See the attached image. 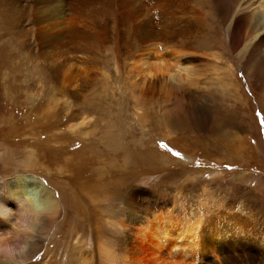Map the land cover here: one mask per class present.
Wrapping results in <instances>:
<instances>
[{"label":"rangeland","instance_id":"1","mask_svg":"<svg viewBox=\"0 0 264 264\" xmlns=\"http://www.w3.org/2000/svg\"><path fill=\"white\" fill-rule=\"evenodd\" d=\"M5 1L0 171L39 175L60 200L33 263L125 264L127 237L138 243L139 233L129 214L141 220L155 210L179 215L206 201L200 229L206 247L198 264H264V79L252 69L253 62L256 69L264 64V47L241 65V44L213 0H179L180 6L173 0L176 5L164 7L160 18L150 10L151 30L162 25L172 40L165 50L157 44L158 58L127 46L132 36L122 27L115 31L112 13L104 10L94 16L110 24L98 28L103 44L91 46V59L60 67L57 54L50 55L53 63L49 58L52 45L34 42L32 10L21 18L26 31L13 35L9 24L21 20L13 8H20ZM159 61L176 72L173 79L156 69ZM226 115L228 123L214 132ZM145 241L141 246L150 252ZM100 246L111 249L112 260Z\"/></svg>","mask_w":264,"mask_h":264},{"label":"bare ground","instance_id":"2","mask_svg":"<svg viewBox=\"0 0 264 264\" xmlns=\"http://www.w3.org/2000/svg\"><path fill=\"white\" fill-rule=\"evenodd\" d=\"M22 1L23 0H15V3L11 4L12 7L18 6L20 9L13 8V10L16 14L19 12L18 17L20 19L22 17L25 19L27 15L25 10L27 12L33 11V17L29 15L32 17V20L28 21V24L34 22L37 25L32 23L35 25L33 33L36 38H34V42L35 39H38L43 41H41L40 44L45 43L46 45H52L54 48L58 45L57 49L54 50L53 48L54 52L52 54H48L46 50L44 51L49 56L57 54L53 56V58L56 57L55 59L58 60L57 62L51 59V56L48 57L52 60V63L54 61L55 63L59 62V64H61L60 67L66 64V62L73 61L74 59L75 61H85V57H88V55V58L91 59L92 56L90 53L92 51L90 52V50L93 48L91 46H95L94 48L97 50L98 47L96 45L99 46L103 44L105 39H103L104 37L102 33L100 34L98 31V28H106V25L108 26L110 24H106L107 21L105 22L103 18V20L100 19L95 21L96 19L94 16L104 10L112 13L113 18L109 12L112 18L109 19L112 20V26L115 31H118L122 27L123 30H126L125 32L130 39L132 36L133 41L130 40L132 42H127V46H129V44L136 46L137 49L133 48L137 51L139 50L148 54L151 53L152 55L155 54L154 57H157V53H160L157 52V44H159L161 48H164V50L169 47L168 38L169 40L171 39L170 37L167 38L168 34H166V32H168V29L165 28L167 31L164 33L165 29L163 30L162 28V22L160 21L161 23H159L156 19L161 25H158L159 30H161V27L163 32L159 30L156 31V28L154 31V27H152L153 29L151 30L149 27V25L152 24L151 18L154 17L152 16L153 12L150 13V10H155V14L158 17L163 14L164 7L172 5L171 2L173 3V0H149L150 2L148 4L145 3L144 0H30L27 5H19ZM177 2L179 6L182 4L179 3L182 1L177 0ZM213 2L223 23H227L230 34L232 37L237 36L238 44H241L238 52V61L242 65L245 57L248 55L254 56L260 47H264V0H213ZM181 6H184V4ZM178 9L176 8V10ZM179 12L181 11L179 10ZM195 12L197 13L198 11ZM187 13L190 14L189 11ZM34 14L37 15L34 16ZM165 14L166 13H164V15ZM173 14L172 12L171 16H173ZM177 15L178 14L175 16ZM171 16L169 20H171ZM160 17L161 16H159V18ZM172 18L176 21L178 19L175 17ZM193 18L194 17H192V19ZM23 19L19 20L20 22L18 21L16 27L9 24V28L12 29L11 32L17 37L22 36L21 34L27 29L28 25L25 24V21V23L23 22ZM156 20H153V23ZM196 20L197 19L194 18V21ZM166 23L168 22L165 20V24ZM174 23L176 22H173V24ZM179 23H182V20L178 22V24ZM190 23L191 20L189 24ZM165 24L164 26L166 27ZM29 26L32 25L30 24ZM186 27L188 26H183V28ZM167 28L169 27L167 26ZM173 30H175L174 27ZM136 31L138 33H136ZM30 32H26L27 35H29ZM26 33L23 37L26 36ZM116 33L117 32L114 34L116 35ZM26 39L27 38H25V40ZM29 39L30 38L27 40ZM29 41L31 43L32 40ZM30 43L28 42V44ZM37 44L38 43H36V46H38ZM40 46H38V49ZM230 47L234 48L232 45H230ZM124 48L125 46L122 49ZM136 50L134 51L136 52ZM132 51L133 50H131V53H133ZM141 52L140 54H143ZM92 53L94 55L95 52ZM41 55L40 52V56ZM48 57L46 56L45 59H48ZM37 58H39V56H37ZM45 59L44 61H46ZM257 59L260 60V57ZM51 60H47V62L50 61L49 63H51ZM139 60H141L142 63V59ZM143 60L145 59L143 58ZM160 61L158 64L155 62V67L158 66L156 69L161 74L164 71L168 72H165L168 79H173L176 76V72L173 74L170 73L167 66H164V61L162 62L163 64H161ZM255 64V62L252 63L253 71H256L257 74L264 79V71H262L264 69V64L261 61V63L257 64V69ZM252 69L248 70V76L252 75ZM226 118L227 115L223 118V122L213 125L212 130L214 132L219 131L222 125L228 123H224ZM174 119L175 122H178L176 117H173V120ZM6 176L7 175L0 171V248L7 250L9 254L18 253L17 260L22 261L23 264H34L31 259L45 244L54 219L60 210V200L57 199L54 188L44 182L39 175L31 174V172L24 173L22 171H15L12 176ZM74 203L76 202L74 201ZM197 206L198 207H190L185 211H181L179 215H174L172 212L166 210L151 211V213L149 212L150 214L147 215V217L144 216L142 220L140 219V215L136 216L134 214H129L128 222L135 219V226L139 222L137 227L139 233L137 236L138 243L135 241L132 234L127 237L125 251L127 256L125 257V264H198L204 256V248L206 247L200 231L202 224L201 213L203 209L207 208L206 201H202L201 204ZM183 213L185 215H183ZM131 224L133 225L132 222ZM12 225H14L13 228ZM174 225L177 227L173 228L172 226ZM129 228L130 227H128V229ZM169 238H171V240L168 242L167 239ZM145 240L149 243V251L151 253L145 252L141 246V243ZM21 245H24V247L22 248ZM161 247L164 248L161 249ZM99 249L101 252L100 254L105 256L104 258L108 261L112 260L111 249L103 248L102 246H100ZM213 250L214 249H211L209 251ZM161 254H163V256H161ZM84 260L86 259L84 258Z\"/></svg>","mask_w":264,"mask_h":264},{"label":"clouds","instance_id":"3","mask_svg":"<svg viewBox=\"0 0 264 264\" xmlns=\"http://www.w3.org/2000/svg\"><path fill=\"white\" fill-rule=\"evenodd\" d=\"M13 227L14 225H12ZM21 247L23 248L24 245ZM17 255L18 253L9 254L7 250L0 248V264H23L22 261L17 260Z\"/></svg>","mask_w":264,"mask_h":264},{"label":"snow or ice","instance_id":"4","mask_svg":"<svg viewBox=\"0 0 264 264\" xmlns=\"http://www.w3.org/2000/svg\"><path fill=\"white\" fill-rule=\"evenodd\" d=\"M178 155V154H177Z\"/></svg>","mask_w":264,"mask_h":264}]
</instances>
